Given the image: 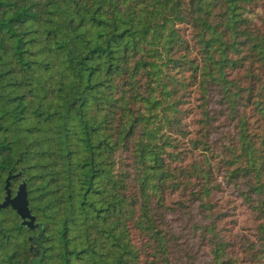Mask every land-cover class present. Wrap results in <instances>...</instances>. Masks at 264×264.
Masks as SVG:
<instances>
[{"label": "trees", "instance_id": "16d2710c", "mask_svg": "<svg viewBox=\"0 0 264 264\" xmlns=\"http://www.w3.org/2000/svg\"><path fill=\"white\" fill-rule=\"evenodd\" d=\"M0 113V264H264V0H0Z\"/></svg>", "mask_w": 264, "mask_h": 264}, {"label": "flooded vegetation", "instance_id": "af4514ba", "mask_svg": "<svg viewBox=\"0 0 264 264\" xmlns=\"http://www.w3.org/2000/svg\"><path fill=\"white\" fill-rule=\"evenodd\" d=\"M3 116V113H0V118ZM5 132V128H0V233L16 227L28 233L32 227L25 223L13 204V199L21 192L17 203L24 205L27 194L29 208L35 216L31 209L30 177L24 160L25 150L17 153L13 146L6 142ZM37 225L35 219L33 228Z\"/></svg>", "mask_w": 264, "mask_h": 264}, {"label": "water", "instance_id": "95a60500", "mask_svg": "<svg viewBox=\"0 0 264 264\" xmlns=\"http://www.w3.org/2000/svg\"><path fill=\"white\" fill-rule=\"evenodd\" d=\"M20 195H21V192L18 193L15 199H13V204L17 208L20 216L25 220V223H27L29 226L33 228L36 217L32 215L31 210L29 208L27 194H25V202H24V205L22 206L20 202L17 203L18 199H20ZM26 218H29V220L27 221Z\"/></svg>", "mask_w": 264, "mask_h": 264}]
</instances>
